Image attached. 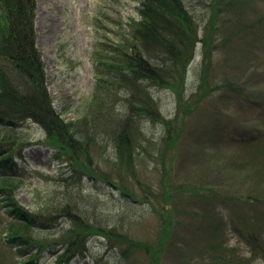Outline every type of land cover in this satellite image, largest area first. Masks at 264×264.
Returning <instances> with one entry per match:
<instances>
[{
  "label": "trees",
  "instance_id": "16d2710c",
  "mask_svg": "<svg viewBox=\"0 0 264 264\" xmlns=\"http://www.w3.org/2000/svg\"><path fill=\"white\" fill-rule=\"evenodd\" d=\"M198 2L207 7L205 17L196 14ZM36 3L0 0V264H38L46 253L53 257L50 264H68L76 254L86 253L95 235L107 240L116 256L114 264H164L182 245L177 242L176 213L178 190L185 188L171 189L170 179L188 116L214 91L234 92L248 105L259 102L243 96L223 70L218 69L217 78L211 76L212 67L221 63L220 50L238 29L235 24L229 27L236 17L231 13L235 2L139 0V19L130 18L128 35L111 46L106 59H98L97 91L75 120L63 118L53 106L35 41ZM224 25L227 30L221 37ZM251 27L255 24L247 31ZM198 43L199 78L195 90L185 96ZM160 90L174 96L170 117L162 113L156 98ZM150 121L161 126L159 134L150 132ZM32 125L41 131L39 141L33 139ZM261 132L264 128L259 136ZM39 142L52 147L62 165L55 176L46 174L55 188L28 207L18 200V189L46 176L40 171L27 174L16 161L26 147ZM107 146L111 156L105 155ZM259 146L251 152L254 167L249 173L254 176L264 173V139ZM86 177L91 183L102 182L108 191L86 190ZM206 191L199 195L208 202L213 189L207 185ZM215 192L229 206L233 200L239 211L208 222L204 264H261L264 207L255 205L261 197ZM141 203L156 221L147 236L140 234L145 226ZM226 231L236 234L235 244L225 239Z\"/></svg>",
  "mask_w": 264,
  "mask_h": 264
},
{
  "label": "rangeland",
  "instance_id": "374dc122",
  "mask_svg": "<svg viewBox=\"0 0 264 264\" xmlns=\"http://www.w3.org/2000/svg\"><path fill=\"white\" fill-rule=\"evenodd\" d=\"M36 1V44L45 63L47 88L55 110L63 118L75 120L85 112L91 104V96L97 91L94 90L98 59H106L111 46L128 35L130 18L139 19V0ZM233 1L235 4L231 13L236 17L229 27L235 24L238 29H234L220 50L223 52L221 63L212 67L211 76L217 78L218 69L223 70L232 82L239 85L243 96L257 98L259 102L248 105L246 101L237 99L234 92L214 91L200 101L188 116L186 129L176 149L170 179L171 189L179 185L185 188L184 191L178 190L180 212L179 215L176 213L179 237L176 241L182 245L178 244L176 254L167 255L164 264L207 262L208 224L216 217L239 211L233 200L230 199L228 202L231 205H227L215 190L220 192L224 189L231 196L251 194L261 197L255 205L264 207V173L256 176L249 173L254 167V162L250 161L251 152L264 139L262 132L258 135V130L264 128V0ZM196 6V14L205 17L207 7L199 2ZM250 24H255V27L247 31ZM226 30L224 25L221 37L225 36ZM201 50V43H198L187 71L185 96L197 86ZM156 98L162 113L166 117L172 116L175 110L172 92L157 91ZM148 129L159 134L161 126L150 121ZM32 130L33 139L39 141L40 129L32 125ZM230 138L235 141H230ZM242 138L247 139L240 140ZM104 151L105 155H112L110 146ZM53 152L52 147L40 144L22 152L23 160L18 159L19 169L37 170L46 177L33 178L18 189L17 197L21 204L34 206L44 192L55 188L54 182L47 176H55L62 164L58 163ZM261 161L264 162V159ZM207 185L213 189L212 194L209 192L208 202L199 195L207 193ZM82 186L86 190H107L102 182L92 185L87 177ZM192 187L196 189L191 190ZM142 204L138 208L143 211L145 226H141V232L139 224L137 227L140 234L147 236L153 231L156 221L149 208ZM260 206L257 208L263 210ZM225 239L235 244L238 237L226 231ZM239 246L245 253L244 244ZM52 258L50 253H46L38 264H50ZM115 259V253L107 248L105 241L95 237L89 241L87 253L72 258L68 264H114Z\"/></svg>",
  "mask_w": 264,
  "mask_h": 264
}]
</instances>
